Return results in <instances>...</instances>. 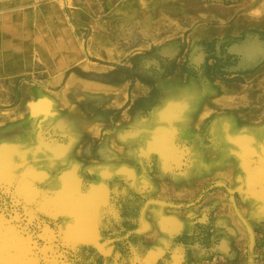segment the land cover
<instances>
[{
    "label": "rangeland",
    "instance_id": "1",
    "mask_svg": "<svg viewBox=\"0 0 264 264\" xmlns=\"http://www.w3.org/2000/svg\"><path fill=\"white\" fill-rule=\"evenodd\" d=\"M26 1L45 6L32 32L0 37V245L17 241L19 264H140L139 215L165 184L170 208L195 212L179 264H264V0ZM67 115L117 130V164L135 170L107 187L117 217L91 208L90 233L51 204L58 160L78 158L83 191L95 178L98 137L56 132L78 126ZM1 246L0 264L16 258Z\"/></svg>",
    "mask_w": 264,
    "mask_h": 264
},
{
    "label": "crops",
    "instance_id": "2",
    "mask_svg": "<svg viewBox=\"0 0 264 264\" xmlns=\"http://www.w3.org/2000/svg\"><path fill=\"white\" fill-rule=\"evenodd\" d=\"M23 2V3H22ZM20 7L22 10L10 11L16 6V4H8L6 6L0 5V18L4 19L3 22H0V37L1 40L8 41L11 39L9 36L14 35L10 30L17 29L18 33L21 32L26 34V32L31 29V25L29 22L24 21L25 18H29L30 16L34 17L38 14V12H42L43 7H30L24 4L28 1L22 0ZM27 7V8H26ZM11 17V18H9ZM18 17V18H17ZM5 18H9L5 20ZM16 18L17 20L13 21ZM11 19V20H10ZM35 21V20H34ZM36 22H34V27ZM34 28L31 29V32ZM20 33V34H21ZM24 36V35H23ZM33 38H36V34H33ZM32 38V39H33ZM26 58V57H24ZM4 58L2 59V61ZM25 69H28L31 63L34 62V59L31 57L26 59ZM3 67V64H1ZM0 66V67H1ZM67 119L63 120L62 124L66 125L67 122L73 125V122L77 121L78 126L76 128L66 129L64 126L59 127L56 132L64 134L69 140L76 141L78 138L86 135H94L98 137L99 140V149L97 151V157L94 159L89 166H87L86 170L89 174L95 175L94 180L88 184V188L86 191H83L84 178L81 175V165L77 156L79 154V150L73 151L72 155H74L77 159H72L71 155L68 156V159L58 160L55 168L52 171L57 172V176L55 177V187H62V190L59 194L55 195L51 199V204L55 206L57 209H64L65 211H72L73 219L79 218V214L83 212L77 208L76 211L72 206V203L75 201L76 204H79L80 209H84V214L91 215L92 209L94 206H104L103 211L99 214H103L105 217H117L116 213V203L111 202L109 200V189L107 188L111 182H117V176L123 177L127 173L134 174L135 170L128 166H120L121 164H117V130L112 133H108L105 129L96 121L90 120L89 118H75L73 115L68 116ZM168 140V137H161L160 139ZM79 141V140H78ZM80 142V141H79ZM61 148H65L60 146ZM63 149H56L57 151ZM55 152V154H56ZM166 156V155H165ZM164 157V156H163ZM167 161V160H165ZM189 175V174H188ZM187 174L183 175H175L176 183L175 188H177L176 199H184L185 196L184 186L187 182H189V176ZM71 176L74 180L73 185H67L66 178ZM127 177H129L127 175ZM151 183V182H150ZM155 183V182H154ZM152 183V184H154ZM151 184V188H152ZM182 187V188H181ZM168 186L165 184H154L153 192L155 194H166L164 197V201H158L157 203H151L145 206L140 212V218L143 219V224L141 225L140 231L143 232L142 235L147 237L146 239H151L152 245L146 251L144 255L140 254L138 250H134V261L139 262L140 264H159L166 254L171 256L172 264H179L183 261L185 256V246L173 244V239L179 235H192L194 232V223L193 216L195 212H186L183 213L178 211V209L170 208L168 205L171 203L172 198L168 196L170 192V188H168V192L166 189ZM184 197V198H183ZM72 199V200H71ZM94 199V200H93ZM84 200V201H83ZM94 216V215H93ZM89 226L86 228L83 227L85 232L90 233V227L92 220L88 217ZM78 221V220H76ZM88 223V222H87ZM80 226V224H79ZM193 251L200 253L199 247L193 246Z\"/></svg>",
    "mask_w": 264,
    "mask_h": 264
},
{
    "label": "bare ground",
    "instance_id": "3",
    "mask_svg": "<svg viewBox=\"0 0 264 264\" xmlns=\"http://www.w3.org/2000/svg\"><path fill=\"white\" fill-rule=\"evenodd\" d=\"M32 114H33V110H32ZM166 146V145H165ZM168 149V148H167ZM261 172V171H260ZM68 184L71 186V185H73L74 184V182H68ZM72 200V199H71ZM94 200V199H93ZM84 201V200H83ZM82 204V203H81ZM72 207H74L75 206V201L72 203ZM84 210H85V208L84 209H82V214L80 215L79 214V222L82 224V226L83 227H85L86 226V228L89 226L88 225V223L87 222H89L88 220V215H86V214H84L85 212H84ZM88 229V228H87ZM19 243L17 242V241H15L14 239H12L11 237H10V239H6L5 240V242L3 243V244H1L0 246L2 247V250L4 251V248H10V247H12V248H15L16 249V253L18 254V256H17V254H16V258H13V257H10V258H7L6 257V260H5V263H7V264H19V261H20V259H21V253H20V248H19V245H18ZM14 259H16V260H14Z\"/></svg>",
    "mask_w": 264,
    "mask_h": 264
}]
</instances>
